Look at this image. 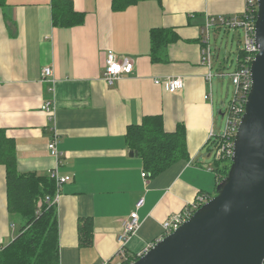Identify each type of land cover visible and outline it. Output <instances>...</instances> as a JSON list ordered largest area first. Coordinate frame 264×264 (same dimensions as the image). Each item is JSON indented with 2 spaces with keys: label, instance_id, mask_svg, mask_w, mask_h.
I'll use <instances>...</instances> for the list:
<instances>
[{
  "label": "crops",
  "instance_id": "1",
  "mask_svg": "<svg viewBox=\"0 0 264 264\" xmlns=\"http://www.w3.org/2000/svg\"><path fill=\"white\" fill-rule=\"evenodd\" d=\"M71 1L85 16L73 28L53 26L52 0H6L0 10V130L14 143L19 173L71 179L56 205L59 264H120V221L140 199L141 224L125 248L128 260L166 237L164 223L215 192L219 171L209 135H219L215 120L223 114L205 80L202 29L209 17L241 15L245 0H146L121 11L112 0ZM158 28L178 36L167 46V63L150 58V32ZM109 55L131 60L132 73L108 83ZM46 67L52 77L44 81ZM167 78L182 79L183 89L169 94L155 84ZM47 102L52 121L42 111ZM158 115L167 133L183 127L187 156L152 177L126 135ZM53 129L58 159L48 150ZM5 175L0 165V247L18 227L7 212ZM85 219L92 240L83 246Z\"/></svg>",
  "mask_w": 264,
  "mask_h": 264
},
{
  "label": "water",
  "instance_id": "2",
  "mask_svg": "<svg viewBox=\"0 0 264 264\" xmlns=\"http://www.w3.org/2000/svg\"><path fill=\"white\" fill-rule=\"evenodd\" d=\"M256 4L258 52L227 175L213 197L131 264H264V0Z\"/></svg>",
  "mask_w": 264,
  "mask_h": 264
},
{
  "label": "trees",
  "instance_id": "3",
  "mask_svg": "<svg viewBox=\"0 0 264 264\" xmlns=\"http://www.w3.org/2000/svg\"><path fill=\"white\" fill-rule=\"evenodd\" d=\"M141 1L146 0H112V9L121 11ZM5 8L6 0H0V10L4 12ZM51 10L52 24L57 28H73L84 23V14L75 11L71 0H52ZM4 22L6 24L11 22L5 13ZM177 37L172 30L162 28L151 30L152 63L168 62L167 46ZM239 56V61H242L244 54L241 52ZM220 69L222 70V66ZM219 71L213 72L214 76ZM229 81L232 85L230 79ZM233 98L234 96L228 106ZM225 110L226 108L222 109V114ZM222 120L226 122L223 117ZM126 139L134 152L141 157L146 173L152 177L187 156L183 127L177 125L173 133H167L159 115L145 118L140 125L132 126L127 132ZM212 142L215 147L217 140L214 139ZM215 162L216 167H219L221 161L217 157ZM227 164L220 170L215 169L219 171L217 184L227 175L229 169L226 172L223 169L224 166L226 168L230 166V161ZM0 165L4 167L6 174L7 212L13 224L19 227L15 238L9 244L0 247V264H59L57 203H53L59 191L56 181L34 173H19L16 169L14 143L3 130H0ZM79 229L81 245L91 243L90 221L87 219L81 221ZM137 259L133 257L123 264H131Z\"/></svg>",
  "mask_w": 264,
  "mask_h": 264
},
{
  "label": "built area",
  "instance_id": "4",
  "mask_svg": "<svg viewBox=\"0 0 264 264\" xmlns=\"http://www.w3.org/2000/svg\"><path fill=\"white\" fill-rule=\"evenodd\" d=\"M257 0H245V8L241 15H232V16H218V17H209L206 20L205 26L202 29V49H201V63L207 67L209 70L208 74L205 77V80L209 83L214 77L212 73L213 69V53L211 47L209 46V39L212 29H232L237 30L241 29L244 34V49L242 53L244 54L243 60H238V66L236 71L228 75L229 79L233 85V101L226 107L225 112L222 117L226 119L225 127L223 132L218 136H215L213 132L210 133L209 138L217 140V144L214 147L216 157L221 160L223 155H225L229 161L232 155L233 140L239 124L240 118L244 113V107L250 91V67L254 60L255 55L258 50L255 45L254 35H255V22L257 14ZM133 71V62L129 59H122L118 61L114 56L109 55L105 60V69H104V78L108 83L114 82L116 79H119L123 75L129 76ZM223 74L215 75L217 78H223ZM42 77L44 81H47L52 77V68L46 67L42 70ZM155 84L162 86L163 89L169 93L174 94L178 93L183 89V81L179 78H167L164 80H156ZM211 98L207 96V99ZM42 111L46 113L49 121H52L54 107L50 102L45 103L42 106ZM226 117V118H225ZM53 138L48 143V150L51 155L58 159L60 153L57 150V135L55 129H53ZM222 162V161H221ZM224 163V162H223ZM53 177L56 181L58 189L62 185L69 183L71 179L69 177L60 178L57 176L56 172L53 173ZM143 178H146V174H142ZM59 199V191L57 192L53 203H57ZM208 201L207 197L201 196L198 200L189 208L185 209L181 214L174 216L170 221L163 224L165 230V236L171 234L176 230L181 224L186 222L194 212L199 209L204 203ZM145 201L140 199L136 205L135 209L130 213V215L120 221L121 231L117 238L119 250L118 257L121 259L120 264L128 262V257L125 252V248L130 241L131 237L135 235L137 230L140 228V220L138 217V210H140ZM151 248V247H150ZM150 248L145 249L137 258L146 253ZM108 264V263H104Z\"/></svg>",
  "mask_w": 264,
  "mask_h": 264
},
{
  "label": "rangeland",
  "instance_id": "5",
  "mask_svg": "<svg viewBox=\"0 0 264 264\" xmlns=\"http://www.w3.org/2000/svg\"><path fill=\"white\" fill-rule=\"evenodd\" d=\"M209 40V46L213 53V71L216 73L215 70L222 66L221 73L225 75L224 78H217L214 76L212 81L216 109H225L233 96V88L227 75L236 71L238 60L240 59L239 55L244 49V34L241 29H212ZM224 127L225 121L217 116L215 120V131L220 134L223 132ZM214 155L213 153V158ZM210 161H212V158ZM220 161L222 162L216 169H222L223 165L229 162V159L223 155V159ZM227 169H229V167L226 168L224 166V172H226ZM18 228L19 227H17L15 234H17ZM4 245H6V242H4Z\"/></svg>",
  "mask_w": 264,
  "mask_h": 264
},
{
  "label": "clouds",
  "instance_id": "6",
  "mask_svg": "<svg viewBox=\"0 0 264 264\" xmlns=\"http://www.w3.org/2000/svg\"><path fill=\"white\" fill-rule=\"evenodd\" d=\"M210 199V198H209Z\"/></svg>",
  "mask_w": 264,
  "mask_h": 264
}]
</instances>
